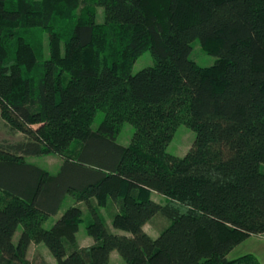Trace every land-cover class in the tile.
<instances>
[{
  "label": "trees",
  "instance_id": "trees-1",
  "mask_svg": "<svg viewBox=\"0 0 264 264\" xmlns=\"http://www.w3.org/2000/svg\"><path fill=\"white\" fill-rule=\"evenodd\" d=\"M197 40L213 65L191 59ZM148 50L154 64L133 73ZM0 114L24 135L0 142V264H36L32 243L55 264H111L114 251L125 264H261L228 255L264 234V0H0ZM182 124L196 132L183 157L168 152ZM38 155L63 162L53 173L27 160ZM84 205L95 243L81 247ZM157 216L169 223L153 237Z\"/></svg>",
  "mask_w": 264,
  "mask_h": 264
},
{
  "label": "rangeland",
  "instance_id": "rangeland-1",
  "mask_svg": "<svg viewBox=\"0 0 264 264\" xmlns=\"http://www.w3.org/2000/svg\"><path fill=\"white\" fill-rule=\"evenodd\" d=\"M97 20L98 22L104 21V9L102 7L99 8ZM39 40H40V37L38 41ZM41 43L43 45L44 53L47 58L49 56V35L47 33H43V35L41 36ZM190 57L192 60L196 61L201 66H211L214 64L216 60V57L214 55H210L204 52L199 40L193 43V50H192ZM153 64H154L153 55L151 51L148 50L135 62L134 67H133V73H137L144 68L152 66ZM102 118H103V114L98 113L95 123H94V127H97L100 124ZM134 132H135L134 126L130 123H126L118 138L119 143L123 145H129L132 140ZM20 137H21V133L12 131L10 127L6 124V122H4L0 114V142L1 143H6V142L14 143ZM195 139H196V132L190 127H188L187 125L182 124L177 129L174 139L169 144L168 152L174 155L183 157L189 152V150L191 149L192 145L195 142ZM28 161L34 162L44 167L45 169H48L50 172H53V173L59 170L63 162L61 157L58 155L30 156L28 157ZM154 197L156 198L157 201H161L164 199L160 194H157V193L154 195ZM74 201L75 200H72V202ZM68 202L72 203L71 198L69 199ZM64 207L65 208L63 210L65 212V210L69 207V205L65 203ZM83 207H84L85 221L80 225L79 230L76 234V241L80 246L82 244L88 245L89 244V240H87L88 236L92 237L87 231V224H89V222L92 221L93 218H92L91 213L88 211V208L85 205ZM114 211H115L114 207L111 210H108V209L103 210V213L105 214V218L107 221L111 222ZM55 220L56 219H54V217H51L47 221V223L49 224L53 223L55 222ZM149 223H155L157 227H161L163 223H169V221L166 220L162 216H157L153 218ZM22 229L23 227L20 226L17 231V235L21 234ZM150 229L153 230L152 227H150ZM44 251H45L44 246H42L40 248H36L34 253L36 252L43 253Z\"/></svg>",
  "mask_w": 264,
  "mask_h": 264
},
{
  "label": "crops",
  "instance_id": "crops-1",
  "mask_svg": "<svg viewBox=\"0 0 264 264\" xmlns=\"http://www.w3.org/2000/svg\"><path fill=\"white\" fill-rule=\"evenodd\" d=\"M23 139H24V135L21 133V137L15 142L21 141ZM27 160H28V158H27ZM155 194L156 193L154 192L153 199L156 200V198L154 197ZM70 198H71V202H72V200H74L71 196H68L66 201L63 203L62 209L60 210L59 214L57 216H54V219L57 220L63 214V212H64L63 209L65 208L64 207L65 203H67V205H69V206L74 204V202H72V203L68 202ZM56 220H55V222H56ZM55 222L50 223V224L46 223V224H48V225H46V227H48V228L52 227L55 224ZM108 224L110 225V227L112 228V230L114 232L125 233L124 231L115 229L112 225V220H111V222L108 221ZM150 227H152L153 230H151ZM161 227H157L155 225V223H147L145 225V230L151 236L157 237L160 233ZM19 236L20 235H17V233H16V235H15L16 241L19 239ZM87 240H89V244L88 245L82 244L81 247L90 246V245L95 243V240L93 237L88 236ZM42 246H44V249H45V251L43 253L42 252L34 253L36 248H40ZM246 254H254L259 259L260 263L264 264V234L250 236L248 239H246L244 242H242L240 245H238L233 251H231L230 254L228 255V257L230 259H236V258H239V257L246 255ZM28 258L31 261L35 262L36 264H41L43 262H46L48 264H55L56 263V258L53 256V254L51 253L49 248L43 243H32L30 246L29 252H28ZM111 264H125V261L119 255V253L117 251H114L111 254Z\"/></svg>",
  "mask_w": 264,
  "mask_h": 264
}]
</instances>
